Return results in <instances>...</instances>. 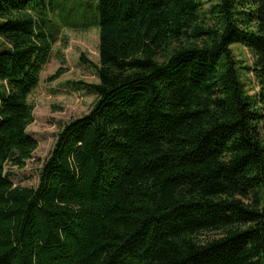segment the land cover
<instances>
[{
    "label": "trees",
    "instance_id": "1",
    "mask_svg": "<svg viewBox=\"0 0 264 264\" xmlns=\"http://www.w3.org/2000/svg\"><path fill=\"white\" fill-rule=\"evenodd\" d=\"M209 3L0 0V264H264V0ZM58 25L98 29L95 101L15 186Z\"/></svg>",
    "mask_w": 264,
    "mask_h": 264
},
{
    "label": "rangeland",
    "instance_id": "2",
    "mask_svg": "<svg viewBox=\"0 0 264 264\" xmlns=\"http://www.w3.org/2000/svg\"><path fill=\"white\" fill-rule=\"evenodd\" d=\"M206 8L209 0H204ZM70 7V5H67ZM59 27L57 43L53 47L52 59L41 74V83L30 101L35 107L34 123L28 132L37 140L38 149L24 169H13L12 182L15 186L36 188L39 182V170L51 153L57 134L71 121L88 114L95 96L87 89L76 85L98 83L93 65H98L99 34L96 27L89 29ZM233 52L244 66L253 67L254 60L250 52L235 44ZM62 69V75L50 82L48 79ZM241 78L251 94L258 91L253 73L242 72Z\"/></svg>",
    "mask_w": 264,
    "mask_h": 264
}]
</instances>
